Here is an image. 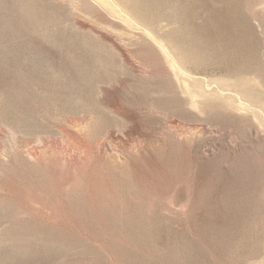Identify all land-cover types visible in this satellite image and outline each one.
I'll use <instances>...</instances> for the list:
<instances>
[{
  "label": "rangeland",
  "instance_id": "obj_1",
  "mask_svg": "<svg viewBox=\"0 0 264 264\" xmlns=\"http://www.w3.org/2000/svg\"><path fill=\"white\" fill-rule=\"evenodd\" d=\"M0 264H264V0H0Z\"/></svg>",
  "mask_w": 264,
  "mask_h": 264
}]
</instances>
